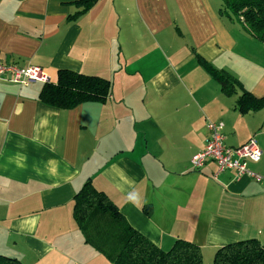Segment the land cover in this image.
Masks as SVG:
<instances>
[{"label":"crops","instance_id":"1","mask_svg":"<svg viewBox=\"0 0 264 264\" xmlns=\"http://www.w3.org/2000/svg\"><path fill=\"white\" fill-rule=\"evenodd\" d=\"M0 0V62L70 69L111 82L105 102L44 104V81L0 80V257L21 264H111L84 243L72 198L89 180L126 221L167 250L197 244L203 264L240 239L264 244V108L241 114L203 57L264 96V43L218 14L220 0ZM221 122L224 142L257 136L259 175L190 158ZM149 207L147 215L145 208Z\"/></svg>","mask_w":264,"mask_h":264},{"label":"trees","instance_id":"2","mask_svg":"<svg viewBox=\"0 0 264 264\" xmlns=\"http://www.w3.org/2000/svg\"><path fill=\"white\" fill-rule=\"evenodd\" d=\"M98 0H73L80 8L68 19L87 12ZM218 14L241 25L256 40L264 43V0H220ZM197 62L219 85L221 92L232 96L239 113L264 108V96L256 97L242 83L223 69L214 67L203 57ZM111 93V82L101 76L57 70L54 82L45 81L38 93L44 104L58 109H71L87 102H105ZM148 215L150 208L146 207ZM72 215L82 233L84 243L111 264H203L200 247L186 239H175L167 250L160 248L132 227L118 207L87 180L73 195ZM0 264H21L15 258L0 257ZM212 264H264V244L256 238L240 239L219 246Z\"/></svg>","mask_w":264,"mask_h":264},{"label":"built area","instance_id":"3","mask_svg":"<svg viewBox=\"0 0 264 264\" xmlns=\"http://www.w3.org/2000/svg\"><path fill=\"white\" fill-rule=\"evenodd\" d=\"M0 80L16 83L22 86L35 81H47L48 75L42 67L34 64L18 65L0 62ZM208 138L204 148L190 158L193 169H200L207 161L215 164L214 177L223 171L232 170L236 175L248 174L256 180L260 176L248 171V161L257 162L261 157V150L257 141L250 137L239 146H228L224 143L221 122H207Z\"/></svg>","mask_w":264,"mask_h":264},{"label":"rangeland","instance_id":"4","mask_svg":"<svg viewBox=\"0 0 264 264\" xmlns=\"http://www.w3.org/2000/svg\"><path fill=\"white\" fill-rule=\"evenodd\" d=\"M216 123V122H215ZM253 138L255 139V141H258L257 136H253ZM225 143V142H224Z\"/></svg>","mask_w":264,"mask_h":264}]
</instances>
